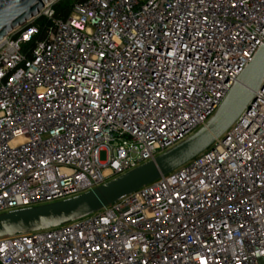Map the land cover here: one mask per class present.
Wrapping results in <instances>:
<instances>
[{
	"label": "built area",
	"instance_id": "obj_1",
	"mask_svg": "<svg viewBox=\"0 0 264 264\" xmlns=\"http://www.w3.org/2000/svg\"><path fill=\"white\" fill-rule=\"evenodd\" d=\"M55 3L0 40V214L175 146L264 44V0H85L64 19ZM0 264H264V75L207 149L89 215L0 237Z\"/></svg>",
	"mask_w": 264,
	"mask_h": 264
},
{
	"label": "water",
	"instance_id": "obj_2",
	"mask_svg": "<svg viewBox=\"0 0 264 264\" xmlns=\"http://www.w3.org/2000/svg\"><path fill=\"white\" fill-rule=\"evenodd\" d=\"M52 0H0V40ZM264 75V44L238 75L214 114L193 134L152 160L76 196L0 214V237L56 227L89 215L175 170L211 146L250 105Z\"/></svg>",
	"mask_w": 264,
	"mask_h": 264
},
{
	"label": "trees",
	"instance_id": "obj_3",
	"mask_svg": "<svg viewBox=\"0 0 264 264\" xmlns=\"http://www.w3.org/2000/svg\"><path fill=\"white\" fill-rule=\"evenodd\" d=\"M82 1H85V0H60L56 2L53 5L55 16L57 18H62V19L66 18L71 12V9L74 6V4L82 2ZM43 21L44 20L40 18L37 20L36 23L42 24Z\"/></svg>",
	"mask_w": 264,
	"mask_h": 264
},
{
	"label": "rangeland",
	"instance_id": "obj_4",
	"mask_svg": "<svg viewBox=\"0 0 264 264\" xmlns=\"http://www.w3.org/2000/svg\"><path fill=\"white\" fill-rule=\"evenodd\" d=\"M58 1H60V0H56V2H58ZM107 156L108 155H107L106 151L102 150V151L99 152V159L101 161H105L107 159Z\"/></svg>",
	"mask_w": 264,
	"mask_h": 264
}]
</instances>
